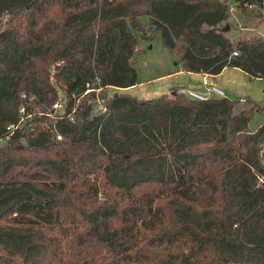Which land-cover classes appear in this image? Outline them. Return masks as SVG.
Instances as JSON below:
<instances>
[{
	"label": "trees",
	"instance_id": "16d2710c",
	"mask_svg": "<svg viewBox=\"0 0 264 264\" xmlns=\"http://www.w3.org/2000/svg\"><path fill=\"white\" fill-rule=\"evenodd\" d=\"M254 8L264 24V0H0V264H264L252 109L106 96L153 32L185 73L264 81V35L226 34Z\"/></svg>",
	"mask_w": 264,
	"mask_h": 264
},
{
	"label": "rangeland",
	"instance_id": "374dc122",
	"mask_svg": "<svg viewBox=\"0 0 264 264\" xmlns=\"http://www.w3.org/2000/svg\"><path fill=\"white\" fill-rule=\"evenodd\" d=\"M230 12L227 21L229 29L226 34L231 40L248 34L264 35V24L260 20L257 9L254 8L252 14L248 16H238L232 13L233 11ZM141 23L146 25V19L142 18ZM131 62L137 73V82L128 94L136 99L150 100L163 94L171 96L182 92L185 86L190 85V82L200 85L197 78L188 82L183 76H166L168 73L175 72L178 64L162 47L158 32H153L149 40L139 41L138 52L133 55ZM212 83L222 91V98L235 103V112L252 109L251 117L246 125L248 131L254 132L264 125V81L248 80L241 71L227 68L222 70ZM199 92L204 93L201 85ZM113 93L121 92L115 89L106 90V96ZM240 99H244L245 102H240ZM254 104L259 108H253ZM262 161L264 163V149Z\"/></svg>",
	"mask_w": 264,
	"mask_h": 264
},
{
	"label": "built area",
	"instance_id": "2783aa9c",
	"mask_svg": "<svg viewBox=\"0 0 264 264\" xmlns=\"http://www.w3.org/2000/svg\"><path fill=\"white\" fill-rule=\"evenodd\" d=\"M233 11V9H231ZM235 55V54H233ZM201 86L204 89V93H199L193 90H187L184 94L186 98L193 100V101H199L203 102L208 100L211 97H216V98H222L223 93L220 89H218L211 81L210 76L204 74L202 79H201ZM93 91L88 84L85 85V90L83 91V95L88 94L89 92ZM95 93H98L99 90H94ZM240 102H245L244 99H240ZM62 101H57L55 104L52 105V110L53 113L57 114V112L61 109L62 106ZM105 111L104 107V100L99 99L97 96L95 97V101L92 104V114H100ZM21 116L24 115V110L22 108L19 109L18 112ZM29 116H23L21 117L20 121H24V118H27ZM16 128V126H10L6 128V131L8 132V135L12 133V131ZM6 139V138H5ZM56 140H60L59 136H56ZM1 142V141H0Z\"/></svg>",
	"mask_w": 264,
	"mask_h": 264
},
{
	"label": "crops",
	"instance_id": "0c3cea01",
	"mask_svg": "<svg viewBox=\"0 0 264 264\" xmlns=\"http://www.w3.org/2000/svg\"><path fill=\"white\" fill-rule=\"evenodd\" d=\"M203 75L204 74H202V73H200V74L185 73V72L181 71V69H180V67L178 65V66H176L175 72L168 73L166 76L167 77L168 76L169 77H173V76H177V77L179 76V77H181V76H183L184 79H186L188 82L192 81L194 78H197L200 81V85H201V79H202ZM217 76H215L213 78L210 77L211 80H212V82H213V80H216ZM200 85L190 82V85L185 86L186 88L182 91V93H185L187 90H193V91L199 92ZM132 87H129V88L123 89V90H119V91L120 92H123V93H128L132 89ZM177 88H179V87H177ZM199 93H201V92H199ZM163 95H168V94H163Z\"/></svg>",
	"mask_w": 264,
	"mask_h": 264
},
{
	"label": "water",
	"instance_id": "95a60500",
	"mask_svg": "<svg viewBox=\"0 0 264 264\" xmlns=\"http://www.w3.org/2000/svg\"><path fill=\"white\" fill-rule=\"evenodd\" d=\"M227 29V28H226Z\"/></svg>",
	"mask_w": 264,
	"mask_h": 264
}]
</instances>
